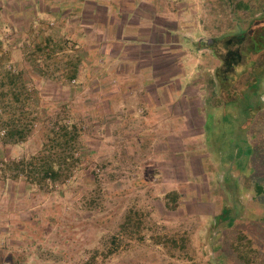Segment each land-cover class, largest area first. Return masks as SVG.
<instances>
[{
  "label": "rangeland",
  "instance_id": "374dc122",
  "mask_svg": "<svg viewBox=\"0 0 264 264\" xmlns=\"http://www.w3.org/2000/svg\"><path fill=\"white\" fill-rule=\"evenodd\" d=\"M8 1L0 0V264H264V71L245 114L220 103L223 89L211 82L214 40L248 24L215 0H190L185 23L196 29L186 38L204 50L200 85L185 91L200 97V114H140L130 100L137 115L118 106L105 122L98 79L87 78L101 74L98 63L82 60L97 35L74 19L41 23L27 0ZM258 19L264 10L246 23ZM53 33L63 48L40 53ZM169 52L164 63L179 54ZM69 55L79 70L66 67ZM227 113L235 123L220 122ZM50 166L57 175L46 178Z\"/></svg>",
  "mask_w": 264,
  "mask_h": 264
},
{
  "label": "crops",
  "instance_id": "0c3cea01",
  "mask_svg": "<svg viewBox=\"0 0 264 264\" xmlns=\"http://www.w3.org/2000/svg\"><path fill=\"white\" fill-rule=\"evenodd\" d=\"M25 1L22 0L21 3ZM27 1L25 3L33 6L31 11L34 12L36 21L50 22L54 26L60 25L54 20H61L63 24V21L70 22L74 19L82 26L79 32L84 30L87 34L94 33L99 38L97 45L89 44L83 48V51L88 53L82 60L89 64L88 66L92 61L98 63V71L101 74L94 76V72L97 71L94 68V72L88 73L87 78L91 81L98 79L97 96L102 104L99 112L104 118L111 115L118 106L119 114H125L127 117L137 115L134 108L129 107L130 100L138 101L140 114L181 116L186 115L188 110L193 114L199 113L197 99L200 97L196 93L187 94L185 91L188 83L200 85L198 73L202 68L198 63L197 53L185 41L188 39L186 31L196 29L188 27L185 23L183 12L190 7V0ZM24 14L29 18V12ZM24 14L20 12L19 18L25 19ZM41 28L43 29V26ZM63 32L69 36L77 35L76 32L64 29H59L55 33L63 35ZM55 33L41 41L42 44L37 48L41 50L40 53H45L43 48L46 46L53 48V52L63 48L62 44L56 48L52 46L54 36L58 35ZM181 36L184 37L182 44L176 39ZM172 37H175L173 44ZM172 48L177 49L179 54L174 60H169L171 55L169 51ZM24 50L25 48L23 52ZM165 51L169 55L166 56L168 61L164 63ZM62 52L67 53L64 49ZM189 54L192 55L190 59ZM77 60H74L73 55H69L70 63L66 67L70 72L73 69L74 72L79 70L80 62ZM65 61L67 62V59ZM19 65L25 74L24 79H28L27 69L30 64L24 59V63ZM136 91H140L138 95Z\"/></svg>",
  "mask_w": 264,
  "mask_h": 264
},
{
  "label": "trees",
  "instance_id": "16d2710c",
  "mask_svg": "<svg viewBox=\"0 0 264 264\" xmlns=\"http://www.w3.org/2000/svg\"><path fill=\"white\" fill-rule=\"evenodd\" d=\"M206 1L212 3V0ZM215 2L232 8L234 10H232L233 13L237 14L238 23L245 22V24H248L246 30L242 28L233 29L222 36L221 39L214 40V44L210 48L213 52V57L220 62L219 68L215 71L216 79H211L213 87H217V81L223 89L218 101L223 103V105L225 104V106L233 105L241 114H245L253 110L251 93L259 88L260 75L264 71V23L262 22L264 19H258L252 23H246V20L250 15L254 16L257 11L264 10V0H215ZM185 41L196 53L204 50L203 45H201L202 42L193 44L189 39ZM246 63L249 65V70L241 75L240 79H233V75L236 74L238 68L245 66ZM240 85H244L242 91L238 88ZM225 92H232V95L225 97ZM241 116L244 117L245 115ZM219 120L220 122L222 120L223 122L221 123L223 124H232L237 119H235L233 114L227 113L225 115L222 114ZM227 134L230 138L233 134V127L232 131L228 130ZM3 166H5V163H0V170H2ZM17 166L22 167V172H20L24 174L25 163L19 162ZM44 173L46 178H49V174L51 176L57 175V171L52 166ZM259 192H262L261 188ZM167 197L171 198L173 204L178 203L177 193H170ZM241 258L246 260L247 256L241 255Z\"/></svg>",
  "mask_w": 264,
  "mask_h": 264
}]
</instances>
